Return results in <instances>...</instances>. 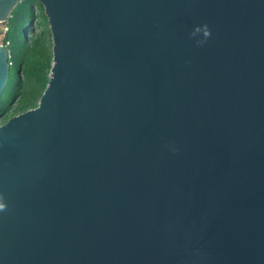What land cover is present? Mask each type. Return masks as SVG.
Segmentation results:
<instances>
[{
  "label": "water",
  "instance_id": "95a60500",
  "mask_svg": "<svg viewBox=\"0 0 264 264\" xmlns=\"http://www.w3.org/2000/svg\"><path fill=\"white\" fill-rule=\"evenodd\" d=\"M36 1L52 62L0 124V264H264V0ZM9 68L0 45V109Z\"/></svg>",
  "mask_w": 264,
  "mask_h": 264
},
{
  "label": "trees",
  "instance_id": "16d2710c",
  "mask_svg": "<svg viewBox=\"0 0 264 264\" xmlns=\"http://www.w3.org/2000/svg\"><path fill=\"white\" fill-rule=\"evenodd\" d=\"M27 1L30 0H21L13 9L7 21V39L22 34L23 40L20 44L19 54L10 51V67H16L17 73L14 86L13 80L9 76L1 94V116L10 110V113L6 115V119L37 105L48 82L51 68V38L47 43L44 37L46 33H50V30L42 6H40L39 13L41 20L38 21L39 33L33 39L26 38L27 33L33 32L32 20L35 17L32 6L29 12H23L22 5ZM16 97H18V100L15 106L10 109V103Z\"/></svg>",
  "mask_w": 264,
  "mask_h": 264
},
{
  "label": "rangeland",
  "instance_id": "374dc122",
  "mask_svg": "<svg viewBox=\"0 0 264 264\" xmlns=\"http://www.w3.org/2000/svg\"><path fill=\"white\" fill-rule=\"evenodd\" d=\"M33 4L32 6V11H33V14H34V19L32 20V33H27L26 34V38L27 39H33L36 35H38L39 33V29H40V26L38 25V21H40V16H39V13H40V6H42L38 1L36 0H30V1H27L26 3H24V5H22L23 9H24V13H27L30 11V7L31 5ZM49 28V26H48ZM45 39L47 41V43L50 41V38H51V35L50 33H46L45 34ZM23 40L22 38V34H19L18 36H15V37H10L9 38V41H11V44L8 46V49L9 51L11 52H14L15 54H19V51H20V47H21V41ZM18 56V55H17ZM18 62V60H17ZM16 62V63H17ZM16 73H17V68L16 67H10L9 68V76L12 78L13 80V86L15 84V79H16ZM8 76V77H9ZM18 100V97L14 98L11 103H10V109L13 108L16 104ZM10 113V110L7 111V113L3 114L1 117H0V124L1 123H4L7 119H6V115H8Z\"/></svg>",
  "mask_w": 264,
  "mask_h": 264
},
{
  "label": "built area",
  "instance_id": "2783aa9c",
  "mask_svg": "<svg viewBox=\"0 0 264 264\" xmlns=\"http://www.w3.org/2000/svg\"><path fill=\"white\" fill-rule=\"evenodd\" d=\"M8 21V20H7ZM6 22L0 21V45L4 46L8 53V64L11 65L10 61V51L8 46L10 45V41L7 39V32H8V24Z\"/></svg>",
  "mask_w": 264,
  "mask_h": 264
},
{
  "label": "clouds",
  "instance_id": "9594fccd",
  "mask_svg": "<svg viewBox=\"0 0 264 264\" xmlns=\"http://www.w3.org/2000/svg\"><path fill=\"white\" fill-rule=\"evenodd\" d=\"M201 28H203V34L205 35V37H210L211 32L208 29L207 25H203V26H198V28L196 30H194L193 35H195L196 33L201 31ZM204 41H198V43H203ZM5 210V204L0 203V211H4Z\"/></svg>",
  "mask_w": 264,
  "mask_h": 264
}]
</instances>
